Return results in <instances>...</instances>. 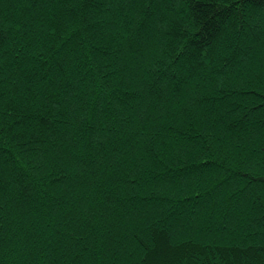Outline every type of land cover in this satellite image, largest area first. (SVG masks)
<instances>
[{"label":"trees","instance_id":"1","mask_svg":"<svg viewBox=\"0 0 264 264\" xmlns=\"http://www.w3.org/2000/svg\"><path fill=\"white\" fill-rule=\"evenodd\" d=\"M0 264H264V0H0Z\"/></svg>","mask_w":264,"mask_h":264}]
</instances>
